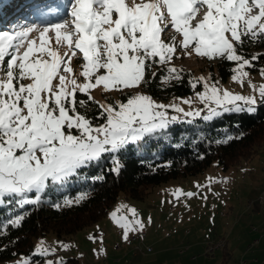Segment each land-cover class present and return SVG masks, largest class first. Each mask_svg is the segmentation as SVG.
Returning <instances> with one entry per match:
<instances>
[{
    "label": "snow or ice",
    "instance_id": "obj_1",
    "mask_svg": "<svg viewBox=\"0 0 264 264\" xmlns=\"http://www.w3.org/2000/svg\"><path fill=\"white\" fill-rule=\"evenodd\" d=\"M45 7L37 23L0 31V205L40 206L47 189L65 186L106 156L113 165L108 171L118 176L122 150L181 122L169 109L191 123L254 112L258 98L264 104V84L257 87L250 79L252 61L260 57L249 59L242 52L248 43L264 42V0H52ZM181 55L234 63L231 80L241 87L247 81L254 94H234L218 87L219 80L197 77L189 83L193 89L203 84L204 91L196 93L203 109L158 103L143 91L156 75L154 65L166 67L164 83L182 81L181 70L169 66ZM260 75L264 78V68ZM96 90L126 99L100 103ZM92 106L98 110L94 118L88 115ZM172 195L179 200L197 193L177 189ZM86 197L81 193L75 201L65 198L52 206H71ZM126 207L111 213L124 241L152 222H144L134 208L123 214ZM24 219L17 214L7 224L19 227ZM48 253L41 242L35 254Z\"/></svg>",
    "mask_w": 264,
    "mask_h": 264
},
{
    "label": "rangeland",
    "instance_id": "obj_2",
    "mask_svg": "<svg viewBox=\"0 0 264 264\" xmlns=\"http://www.w3.org/2000/svg\"><path fill=\"white\" fill-rule=\"evenodd\" d=\"M34 17L20 25L10 26L6 31L37 23L39 20L35 21ZM172 35L175 33L168 34L169 37ZM217 61L220 60L181 55L179 59L174 57L169 66L195 79L210 76L212 82L219 80L218 87L234 94H254L247 81L241 87L231 80L235 66L232 62L231 74L222 81L216 70ZM260 69L250 70V79L257 87L264 84ZM203 91L201 83L199 89L185 96L164 100L153 98L158 103L177 104L185 111H195L204 108L196 96L197 92ZM93 95L100 103L115 104L126 99L122 94L103 93L101 90H96ZM182 99H190L191 105L182 103ZM168 115L179 116L180 121L185 122L192 119L172 109L168 110ZM177 189L197 195L191 199L182 196L177 200L172 195ZM260 198L264 199V149L250 162L226 171L212 163L200 174L163 182L150 190L143 200L126 199L121 194L101 220L70 240L60 242L52 236L34 238V253L41 242L49 253L39 255L42 257L40 261L27 259L29 264H47V261L54 264L67 257L78 258L80 264H264V201L260 202ZM122 205L127 206L123 209L125 215H128V208H134L144 222L151 218L143 238L137 232L129 233L128 241L122 239L123 229L111 219V213ZM90 236L98 239L93 242ZM101 236L103 243L99 239ZM255 241L256 244L251 246ZM63 245H67V249ZM101 249L103 254H98ZM225 252L228 257H225ZM22 258L26 257L19 255L0 264H19Z\"/></svg>",
    "mask_w": 264,
    "mask_h": 264
},
{
    "label": "trees",
    "instance_id": "obj_3",
    "mask_svg": "<svg viewBox=\"0 0 264 264\" xmlns=\"http://www.w3.org/2000/svg\"><path fill=\"white\" fill-rule=\"evenodd\" d=\"M51 2L0 0V31L20 25L35 15V21L39 20V12L46 10L45 6ZM242 52L249 59L253 55L260 57L252 61V70L264 68V42L248 43L243 46ZM215 66L220 79L225 81L231 74V62L220 60ZM154 70L155 77L150 76L151 83L143 89L154 98L164 100L185 96L201 86L197 84L193 89L189 81L195 78L186 72H180L182 81L164 83L161 77L166 75V67L154 65ZM97 114V107H90L89 117L94 118ZM228 136L233 139L227 143H216ZM263 149L264 104L259 101L256 110L251 113H224L210 121L198 118L191 123L181 121L171 124L163 132L145 137L138 144L122 150L118 154L122 162L118 176L108 171L113 165L110 157L106 156L98 165L81 170L79 178H72L65 186L47 189L42 194L43 203L40 206L26 205L21 209L14 202L0 205V225H7L0 230V262L19 255L30 262L40 261L42 257L33 251L34 238L52 236L60 242L70 240L101 220L119 195L126 199L143 200L150 190L163 182L200 174L212 163L226 171L250 162ZM101 175L103 179H93ZM81 193H86L87 197L79 203L59 209L52 206L63 204L65 198L75 201ZM17 214L25 216L21 225H8L7 221ZM224 255L228 257L226 252ZM63 264L80 263L78 258L67 257Z\"/></svg>",
    "mask_w": 264,
    "mask_h": 264
},
{
    "label": "built area",
    "instance_id": "obj_4",
    "mask_svg": "<svg viewBox=\"0 0 264 264\" xmlns=\"http://www.w3.org/2000/svg\"><path fill=\"white\" fill-rule=\"evenodd\" d=\"M264 201V199L260 198V202ZM145 233L143 231V233H139V236H141L142 238L144 237ZM221 243L217 244L216 247L219 248V245ZM254 244H256V241L254 243L251 244V246H253ZM149 250V249H148Z\"/></svg>",
    "mask_w": 264,
    "mask_h": 264
},
{
    "label": "crops",
    "instance_id": "obj_5",
    "mask_svg": "<svg viewBox=\"0 0 264 264\" xmlns=\"http://www.w3.org/2000/svg\"><path fill=\"white\" fill-rule=\"evenodd\" d=\"M246 264H248V262H246Z\"/></svg>",
    "mask_w": 264,
    "mask_h": 264
},
{
    "label": "bare ground",
    "instance_id": "obj_6",
    "mask_svg": "<svg viewBox=\"0 0 264 264\" xmlns=\"http://www.w3.org/2000/svg\"><path fill=\"white\" fill-rule=\"evenodd\" d=\"M239 264H241V263H239Z\"/></svg>",
    "mask_w": 264,
    "mask_h": 264
}]
</instances>
